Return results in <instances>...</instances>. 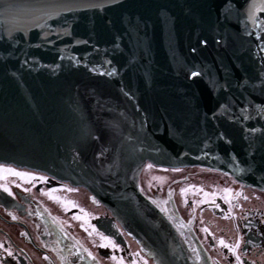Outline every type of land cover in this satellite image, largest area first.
<instances>
[{"label": "water", "instance_id": "water-1", "mask_svg": "<svg viewBox=\"0 0 264 264\" xmlns=\"http://www.w3.org/2000/svg\"><path fill=\"white\" fill-rule=\"evenodd\" d=\"M148 161L264 191V0H0V162L81 183L157 264H192L137 187Z\"/></svg>", "mask_w": 264, "mask_h": 264}, {"label": "flooded vegetation", "instance_id": "flooded-vegetation-1", "mask_svg": "<svg viewBox=\"0 0 264 264\" xmlns=\"http://www.w3.org/2000/svg\"><path fill=\"white\" fill-rule=\"evenodd\" d=\"M139 187L192 264H264V192L211 169L152 164ZM105 219L111 213L85 189L0 163V264H155L122 226L111 234Z\"/></svg>", "mask_w": 264, "mask_h": 264}, {"label": "bare ground", "instance_id": "bare-ground-1", "mask_svg": "<svg viewBox=\"0 0 264 264\" xmlns=\"http://www.w3.org/2000/svg\"><path fill=\"white\" fill-rule=\"evenodd\" d=\"M7 164V163H6ZM12 165H14V166H16V167H18V168H24L23 166H19V165H15V164H12ZM29 170H34V171H37V169H32V168H29ZM40 172H43V173H45V174H47V175H49V176H51V177H53V178H55L56 180H59V181H62V182H67V183H69L70 185H72L73 187H81V188H83V189H85L93 198H95L96 199V201L98 202V203H100L101 205H103V206H105L108 210H109V212L111 213V219L110 220H107V219H105V222L106 223H108V224H110V226H111V234H115L116 232L114 231V228H116V226H117V224H119L120 226H122L127 232H129V233H131L130 232V230L128 229V227L126 226V224L123 222V220L120 218V216L117 214V212H114L113 210V208H111V206H109L108 204H106V203H103L101 200H99V198H97L88 188H86L85 186H83V185H80L81 183H77V184H75V183H72L71 181H69V180H67L65 177H61V176H58V175H54V174H49V173H47V172H45V171H41V170H39ZM231 177H233V176H231ZM234 178V177H233ZM138 185V184H137ZM245 186H248V185H245ZM248 187H251V186H248ZM252 188H254V187H252ZM254 189H257V188H254ZM260 191H262V192H264L263 190H260ZM113 209V210H112ZM161 212V211H160ZM166 218V217H165ZM105 229V228H104ZM107 230L109 229L108 227L106 228ZM109 231V230H108ZM115 237V236H114ZM137 243L143 248V250H144V252H147L148 254H149V252L144 248V246L139 242V241H137Z\"/></svg>", "mask_w": 264, "mask_h": 264}, {"label": "snow or ice", "instance_id": "snow-or-ice-1", "mask_svg": "<svg viewBox=\"0 0 264 264\" xmlns=\"http://www.w3.org/2000/svg\"><path fill=\"white\" fill-rule=\"evenodd\" d=\"M198 73H193V75L195 76V75H197ZM149 167H152L151 165H149ZM8 171H11V170H8ZM16 175H21V173H15ZM4 191H6V192H9V194H11V192H10V190L9 189H7V188H5L4 189ZM205 231H207V229H205ZM102 239H105V240H108V238L107 237H103L102 236ZM109 243H112L111 241H109ZM220 243L221 244H224V241L223 240H221L220 241ZM108 245L107 244H105V245H102V247H107ZM224 246L225 247H231L230 245H227V244H224ZM113 247H115V245L113 244ZM236 247H239V245L237 244L236 245ZM234 250V249H233ZM9 255H11V253L9 252ZM113 259H115V257H113ZM237 259H239V257H237Z\"/></svg>", "mask_w": 264, "mask_h": 264}, {"label": "rangeland", "instance_id": "rangeland-1", "mask_svg": "<svg viewBox=\"0 0 264 264\" xmlns=\"http://www.w3.org/2000/svg\"><path fill=\"white\" fill-rule=\"evenodd\" d=\"M146 175V171L144 170V173H143V177ZM144 182H146L145 178H144Z\"/></svg>", "mask_w": 264, "mask_h": 264}]
</instances>
